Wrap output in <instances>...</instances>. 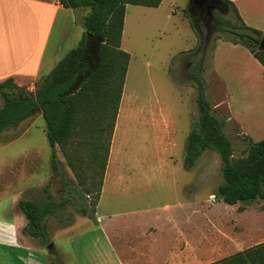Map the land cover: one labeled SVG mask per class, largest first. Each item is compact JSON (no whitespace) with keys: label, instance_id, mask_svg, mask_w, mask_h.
Here are the masks:
<instances>
[{"label":"rangeland","instance_id":"obj_1","mask_svg":"<svg viewBox=\"0 0 264 264\" xmlns=\"http://www.w3.org/2000/svg\"><path fill=\"white\" fill-rule=\"evenodd\" d=\"M189 7L190 0H164L157 8L129 5L126 11L121 47L131 58L100 207L102 211L122 213L117 221L120 225L165 224L171 215H179L186 203L200 206L208 204L207 201L215 202L217 187L223 181L222 160L213 149L206 150L192 168L184 164L187 138L199 113L197 89L189 69L194 64L202 67L211 103L232 99V90L222 85L216 65L221 45L234 36L222 28L235 29L240 21L234 11L226 7L215 12L221 22H212L210 28L205 18L193 17ZM89 12L90 8L80 7L60 15L51 38L49 56L58 51L64 57L80 44ZM192 21L196 22L197 29ZM43 78L22 87L35 92ZM2 104L3 99H0ZM214 111L218 116L229 114L226 106ZM236 130L233 125L227 129L234 147V159L242 157L249 144ZM52 151L41 109L19 126L0 133V212L16 193H20L21 199L47 196L62 200L64 179L74 178V173L58 145L59 170L55 171ZM47 184L49 191L44 190ZM92 190V194L73 195V202L60 209L59 217H49L51 227L65 225L56 231L55 237L62 251L68 253L70 247V235L64 231L73 228L90 233L94 229V218L78 211L82 203L88 204L95 199L97 186ZM250 204L256 210H264L262 199ZM146 205L158 210L152 214L133 212ZM165 205L170 206V212L165 211ZM247 227L252 238L264 237V213L254 212ZM49 254L51 260L57 258L50 251Z\"/></svg>","mask_w":264,"mask_h":264},{"label":"trees","instance_id":"obj_2","mask_svg":"<svg viewBox=\"0 0 264 264\" xmlns=\"http://www.w3.org/2000/svg\"><path fill=\"white\" fill-rule=\"evenodd\" d=\"M162 1L60 0L67 8H90L80 44L44 76L35 92L18 85L13 77L0 82V133L19 126L41 109L53 148V169L59 170L58 145L74 173V178L64 179L62 200L43 196L18 202L28 219L24 232L42 245L51 242L49 217H59L60 209L73 202V195L92 194L94 185L95 199L82 203L78 211L92 218L95 215L131 58L121 47L127 5L158 7ZM222 1L240 21L239 27L222 30L232 33L233 38L228 39L247 47L264 66V51L259 50L264 32L248 26L231 0ZM217 20L221 22L220 18ZM192 24L197 29L196 22ZM189 75L197 89L199 113L187 138L185 167L192 168L206 150L213 149L221 157L223 174L216 196L228 204L248 205L264 200V139L248 138L243 156L234 159L232 140L224 130L226 117L217 116L213 110L202 67L194 64ZM44 190L49 191V184ZM244 208L240 206L241 210ZM51 264L66 263L53 258ZM210 264H264V241Z\"/></svg>","mask_w":264,"mask_h":264},{"label":"crops","instance_id":"obj_3","mask_svg":"<svg viewBox=\"0 0 264 264\" xmlns=\"http://www.w3.org/2000/svg\"><path fill=\"white\" fill-rule=\"evenodd\" d=\"M231 1L248 26L264 32V0ZM72 9L60 0H0V82L13 77L23 86L53 70L63 57L58 51L48 55L51 38L60 15ZM220 50L216 68L222 85L232 90V99L216 100L213 110L227 107L229 114L219 117H226L228 136L227 129L233 125L245 139H264V66L242 44L225 41ZM20 199L16 193L0 212V264H51L48 244L24 232L28 219L18 205ZM214 199L200 206L186 203L165 224L133 227L117 224L122 213L100 209V193L93 231H64L70 235L68 253L55 238L65 225L50 226L54 256L66 264H210L264 241L263 236L252 238L247 227L252 214L264 210ZM153 207L146 205L133 212L152 214L158 210ZM169 209L165 205V211Z\"/></svg>","mask_w":264,"mask_h":264},{"label":"flooded vegetation","instance_id":"obj_4","mask_svg":"<svg viewBox=\"0 0 264 264\" xmlns=\"http://www.w3.org/2000/svg\"><path fill=\"white\" fill-rule=\"evenodd\" d=\"M213 6V9H209ZM226 5L222 0H190L189 12L193 17H204L207 25L212 28V22H216V11H223ZM196 21V19H195ZM216 24H218L216 22Z\"/></svg>","mask_w":264,"mask_h":264},{"label":"water","instance_id":"obj_5","mask_svg":"<svg viewBox=\"0 0 264 264\" xmlns=\"http://www.w3.org/2000/svg\"><path fill=\"white\" fill-rule=\"evenodd\" d=\"M214 7L213 6H209V9H213ZM98 40L99 38L96 37ZM259 50L261 51H264V37H262L261 41H260V44H259ZM47 249L53 254V255H56V249L54 247V243L51 242L47 245Z\"/></svg>","mask_w":264,"mask_h":264},{"label":"clouds","instance_id":"obj_6","mask_svg":"<svg viewBox=\"0 0 264 264\" xmlns=\"http://www.w3.org/2000/svg\"><path fill=\"white\" fill-rule=\"evenodd\" d=\"M13 243H15V241H13Z\"/></svg>","mask_w":264,"mask_h":264}]
</instances>
